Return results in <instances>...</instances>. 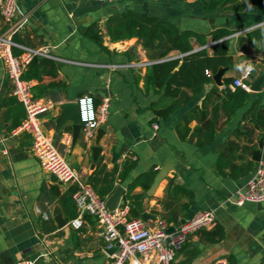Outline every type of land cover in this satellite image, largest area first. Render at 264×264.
I'll return each instance as SVG.
<instances>
[{
    "label": "crops",
    "instance_id": "crops-1",
    "mask_svg": "<svg viewBox=\"0 0 264 264\" xmlns=\"http://www.w3.org/2000/svg\"><path fill=\"white\" fill-rule=\"evenodd\" d=\"M233 4L206 11L201 0H19L17 19L25 23L14 39L32 48L48 46L55 57L39 58L30 66L41 71L42 80H26L32 84L34 97L55 102L53 109L40 115L41 126L71 166L85 172L88 182L102 166L107 171L117 169L114 191L105 198L121 186L118 206L129 205V219L142 218L147 226L165 219L173 226L202 210H213L215 224L224 226L225 237L217 243H207L191 233L189 245L171 264H212L220 259L229 264H264V202L242 206L234 202L254 171L230 178L217 168L228 140L235 144L223 160L235 164L253 157L251 147L257 150L261 142L264 144L262 131L254 127L250 115L245 117L254 102L264 104V87L250 91L247 102L205 146L190 140L197 119L190 123L191 133L184 139L176 128L191 107L202 106L213 86L221 90L224 79L239 76L248 63L254 66L252 81L264 69V51L248 36L264 21V6L249 11L231 8ZM126 9L159 17L181 30L205 34L207 43L201 46L193 41L194 50L206 47L212 53L215 41L211 33L219 28L229 30L224 39H229L235 64L222 67L220 84L213 78L189 103L154 122L150 106L161 97L146 79L148 67L156 61L154 52L148 53L137 37L111 41L106 32L108 17ZM93 22L101 28L103 47L85 34ZM0 27L5 28L3 22ZM14 53L18 55L21 50L16 48ZM169 55L179 57L181 53L172 51ZM12 90L0 59V140L4 139L0 149V264L26 259L34 264H110L112 250L107 248L96 218L85 213L81 228L70 224L79 213L73 202L77 185L57 180L45 170L33 153L30 133L16 132L26 109ZM83 95H92L97 104L105 97L110 99L108 117L90 139L84 137L82 129L75 137L71 121L59 124L60 105ZM168 101L163 98L161 103ZM220 104L221 99L214 94L206 106L212 110ZM224 120L221 110L219 122ZM126 166L131 167L122 178L120 173ZM150 170L151 174L134 186L137 177ZM126 195L131 196L138 216L130 211ZM194 250L199 251L195 256Z\"/></svg>",
    "mask_w": 264,
    "mask_h": 264
},
{
    "label": "trees",
    "instance_id": "trees-1",
    "mask_svg": "<svg viewBox=\"0 0 264 264\" xmlns=\"http://www.w3.org/2000/svg\"><path fill=\"white\" fill-rule=\"evenodd\" d=\"M229 2L236 3L231 8L248 9L249 11H257L260 5L264 6V0H210L203 9L211 11L219 5L225 6ZM105 27L111 41L137 37L148 53L154 52L152 56L156 61L148 67L146 74V79L161 97L158 102H154L150 106L155 113L154 122L158 121L159 118H168L182 105L189 103L194 95L203 89L205 83L212 81L222 67H230L235 64L233 56L229 53V39H224L230 34V31L225 28H219L211 33L215 43L212 46V53H210L206 47L194 50L193 41L201 46L207 43L205 34L193 30H181L176 24L164 21L159 17L143 16L134 9H126L111 14L105 22ZM85 34L103 47V34L98 22L90 24L85 29ZM248 36L251 41L258 42L260 49L264 51V24L254 28ZM172 51H179L181 56L170 57L169 54ZM263 71L264 69L259 74ZM33 77L39 80L43 78L41 71L32 66L26 70L23 78L31 79ZM233 81L234 78H225V85L221 90L218 86H213L202 106L191 107L180 118L176 128L182 139L191 133L190 123L197 119L198 124L193 129L190 140L199 147L207 145L213 140L217 130L223 124L228 123L231 117L247 102L251 93L241 87L232 89L230 84ZM262 87H264V81ZM214 94L221 99V104L209 110L206 103ZM163 98H167L169 101L162 104ZM221 110L225 117L222 123L219 122ZM248 115L251 116L254 127L262 131L261 138H264V104H260L259 101L254 102L245 117L247 118ZM234 144L235 142L232 140L227 141L226 147L219 156L217 168L220 173L227 177L240 178L254 171L256 162L253 158L246 159L241 164L228 163L229 160H223L226 152L228 155ZM253 150L251 147V154ZM130 167H124L120 177L123 178ZM116 172L117 169L107 171L106 167L102 166L95 175L89 177V182L102 198L114 191ZM151 172L152 170L139 175L134 181V186L140 182L141 178L149 176ZM185 192L189 197L192 196L188 190ZM125 198L131 205L132 214L138 216L139 214L133 210L131 196L126 195ZM75 215L72 214V216ZM195 233L199 235L202 241L217 243L225 237L226 231L222 224L217 223L210 229L202 228ZM187 245L189 244L186 242L182 249ZM194 252L193 256L197 255L199 251L194 250Z\"/></svg>",
    "mask_w": 264,
    "mask_h": 264
},
{
    "label": "built area",
    "instance_id": "built-area-1",
    "mask_svg": "<svg viewBox=\"0 0 264 264\" xmlns=\"http://www.w3.org/2000/svg\"><path fill=\"white\" fill-rule=\"evenodd\" d=\"M116 1V0H104ZM20 11L19 0H0V59L8 78L13 84L12 94L25 106L26 116L16 129V132H28L32 137V150L43 168L64 182L74 183L77 189L73 193V200L78 208V216L71 219L74 228H81L83 215L88 213L101 224L106 246L112 250L110 264H171L177 253L188 241V236L202 228L215 225L216 217L213 210H202L193 217L178 225L174 232H168L171 226L165 219H158L154 226L145 225L142 218H128L129 205L117 206L111 210L106 198H102L86 180V174L71 166L65 156L54 145L53 138L47 135L42 126L40 115L53 109L55 102L47 97L36 98L32 93V84L23 78L27 65L33 57L55 58L48 46L32 48L18 43L14 39L25 23L18 20ZM264 24V21L261 25ZM20 49L16 55L14 49ZM134 65V64H132ZM141 65H146L143 63ZM131 66V65H128ZM254 66L246 64L242 73L234 78L231 88L241 87L251 90ZM109 98L105 97L96 104L92 95L78 98L80 123L86 139L94 136L100 125L106 121L109 113ZM157 128L158 125L155 124ZM4 142L0 140V149ZM232 199V198H230ZM236 205L242 206L246 202H264V146L257 169L248 180L246 187L238 191L234 199ZM117 246V249L114 248ZM48 253H51L48 250ZM17 264H34L33 260H21ZM212 264H229L228 260L220 259Z\"/></svg>",
    "mask_w": 264,
    "mask_h": 264
},
{
    "label": "water",
    "instance_id": "water-1",
    "mask_svg": "<svg viewBox=\"0 0 264 264\" xmlns=\"http://www.w3.org/2000/svg\"><path fill=\"white\" fill-rule=\"evenodd\" d=\"M210 0H201V2L204 5H207ZM39 59L38 56L33 57L31 62L27 65V68H29L34 62H36ZM222 76V68L218 71V73L214 76V79L220 84V78ZM264 81V71L259 74L251 83V90L252 91H261L262 88V83ZM60 116H59V124L63 125L67 121L72 122V126L74 129V136L76 137L80 131H81V123H80V116H79V108H78V102L77 101H68L64 102L60 105ZM264 144L261 142L260 148L257 150H253V160L256 162V165L254 167V170L257 169V162L261 158L262 154V148ZM54 175V174H53ZM55 176V175H54ZM56 179L58 180L57 176H55ZM123 192V188L121 186H118L116 191L106 200V203L108 207L113 210L118 206L121 194ZM143 217H146V214H143ZM186 220L183 219L182 223L185 222ZM178 225H173L168 228V232H174L176 227ZM117 249V246L114 248V250Z\"/></svg>",
    "mask_w": 264,
    "mask_h": 264
},
{
    "label": "rangeland",
    "instance_id": "rangeland-1",
    "mask_svg": "<svg viewBox=\"0 0 264 264\" xmlns=\"http://www.w3.org/2000/svg\"><path fill=\"white\" fill-rule=\"evenodd\" d=\"M172 263V262H171Z\"/></svg>",
    "mask_w": 264,
    "mask_h": 264
}]
</instances>
